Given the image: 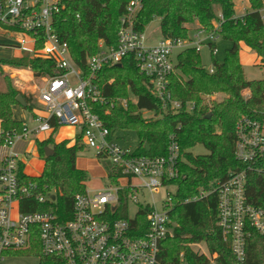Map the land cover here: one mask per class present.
I'll return each mask as SVG.
<instances>
[{"label": "built area", "instance_id": "obj_1", "mask_svg": "<svg viewBox=\"0 0 264 264\" xmlns=\"http://www.w3.org/2000/svg\"><path fill=\"white\" fill-rule=\"evenodd\" d=\"M69 1L73 0H0V30L12 35L15 47L29 59L54 64L52 75L38 77L37 101L43 114L37 112L35 126L0 131V260L7 252L34 260L30 264H40L42 258H52V264H159L162 243L174 236L175 224L169 213L176 191L172 182L184 178L182 153L173 137L161 156L136 155L135 150L119 146L116 132H111L94 110V105L105 102L98 75L104 66L132 56L136 69L148 80L150 94L164 107L170 104L178 109L181 105L171 99L168 88L176 65L172 56L187 48L199 52L203 45L214 44L220 23L214 22L211 31L198 29L187 39L162 38L148 44L144 32L134 29L142 0H129L119 20L116 44L107 46L99 40L96 54L87 57L81 67L73 61L54 22ZM207 72L212 74L213 67ZM59 127L75 128L80 145L95 151L98 161L109 166L104 187L74 195L66 221L48 211H29L35 202L42 205L52 200L38 193L33 181L23 178L28 176L25 153L12 150L20 141H32L25 152L34 150L39 156L38 136ZM234 155L246 165L264 156V118H242L237 123ZM245 183V172H235L216 182L213 189L217 226L238 262L244 261L250 229L264 237V211L249 203ZM163 189L165 198L158 212L153 198L147 197ZM207 195L200 190L197 197L183 202ZM179 264H187L182 255Z\"/></svg>", "mask_w": 264, "mask_h": 264}, {"label": "trees", "instance_id": "obj_2", "mask_svg": "<svg viewBox=\"0 0 264 264\" xmlns=\"http://www.w3.org/2000/svg\"><path fill=\"white\" fill-rule=\"evenodd\" d=\"M263 1L248 0L249 10L238 18L232 0H142L134 24L136 31L144 32L158 18L162 38L186 39L190 32L188 24L196 22L201 29L211 31L213 23L218 22L219 37L231 43L222 62L212 58V74L202 66L199 52L194 49L187 48L177 54L168 88L171 99L181 105L178 109L170 104L164 107L150 94L148 80L136 69L132 56L124 57L119 64L104 66L99 72L97 84L105 102L94 105V110L111 132L133 130L138 142L136 155H164L172 137L182 153L180 171L184 178L172 182L176 191L169 213L175 224L174 236L162 243L159 264H179L180 255L187 264H264V237L253 229L245 244L244 261L235 259L217 226V195L213 192L216 182L225 180L230 173L245 172L247 200L264 211V156L246 165L234 155L237 123L242 118H264V80H246L239 61L240 43L257 56L264 55ZM128 2L73 0L65 3L54 22L58 36L68 44L76 64L83 67L86 58L96 54L99 40L107 46L116 44L119 20ZM214 46L209 45L211 51ZM3 66L29 67L34 76L40 77L52 75L54 64L28 57L0 60V131H21L23 124L13 117L12 108L19 105L16 97L22 96L26 103L22 109L29 113L33 111L34 99L21 93L3 75ZM245 92L248 94L244 95ZM213 95L221 98L212 99ZM118 99H125L126 106L118 103ZM143 112L152 117L144 118ZM56 130L36 141L38 155L43 160L41 174L23 175V178L33 181L41 195L55 197L54 201L47 199L42 205L33 203L29 211H48L66 221L70 218L74 195L85 191L87 177L76 167V157L82 149L79 139L76 137L71 145L66 140L56 143L53 139ZM196 145H202L208 154L193 156L189 150ZM45 147L53 150L50 157L44 156ZM200 190L208 195L183 202L197 197ZM22 211L27 210L22 208ZM200 243L209 255H215L213 263L191 249L190 245ZM51 261L52 258H42L40 264H52Z\"/></svg>", "mask_w": 264, "mask_h": 264}, {"label": "rangeland", "instance_id": "obj_3", "mask_svg": "<svg viewBox=\"0 0 264 264\" xmlns=\"http://www.w3.org/2000/svg\"><path fill=\"white\" fill-rule=\"evenodd\" d=\"M235 6V12L238 15L244 13V8L246 7V0H232ZM263 15V11H262ZM264 20V19H263ZM159 19L155 18L149 23L145 30L144 36L146 39V43L155 44L160 39H162L160 30H159ZM187 27L190 29L189 36L190 38L196 30L201 29V27L196 23L188 24ZM187 39V38H186ZM15 39L10 37L9 35H4L2 32L0 33V60L11 61L16 58L14 55L16 54V48L12 47ZM214 53L211 54V49L208 45H203L199 50V57L202 66L206 69L212 67V58L217 62H222L224 58L225 50L230 48L231 43L224 40L222 37H218L214 42ZM29 46V45H28ZM27 46V47H28ZM23 54L24 51L20 50ZM179 52H174L172 56V62L176 64V56ZM239 61L242 65L245 79L248 81L252 80H264V59L262 56H257V54L245 46L243 43H240L239 50ZM3 75H7L9 79L13 81L14 86L21 92L27 95H31L34 99L33 109L39 110V103L37 101V86L40 84V78L33 75V72L29 69V67L25 68H14L10 66H3L2 69ZM2 88H4L2 86ZM248 93L245 92L244 95ZM212 99L219 100L221 95H213ZM204 99H208L205 98ZM210 99V98H209ZM118 103L122 106H126L125 99H118ZM125 102V104H124ZM15 117L25 123L28 127L32 126L31 113L21 109L19 106H15ZM144 118H151L152 114L143 112ZM116 143L130 151L136 150L138 147L137 137L133 130H117L115 133ZM71 141H74L76 138V129L71 127L70 133L68 135ZM80 144V143H79ZM189 152L193 156H200L208 154V151L202 145H196ZM25 158V173L29 176H39L42 172L43 161L37 156L34 150H31V153L23 152ZM76 167L86 173V181H85V190L87 191H95L101 187H104L107 184L106 176L107 171L109 170V166L107 164L100 163L96 158L95 151L91 149H82L78 152L76 157ZM149 200L153 198L155 202L156 209L158 212H161V203L165 198V191L160 190L153 197L148 196ZM191 249L198 254L204 253L206 257L210 259L213 263V258L215 255L211 256L206 250L204 244H192L190 245ZM11 253L4 252L2 257L3 260H0V264H30L34 260L32 259H24L19 256L10 255ZM203 255V254H202Z\"/></svg>", "mask_w": 264, "mask_h": 264}, {"label": "crops", "instance_id": "obj_4", "mask_svg": "<svg viewBox=\"0 0 264 264\" xmlns=\"http://www.w3.org/2000/svg\"><path fill=\"white\" fill-rule=\"evenodd\" d=\"M234 4V3H233ZM249 10V3H248V0H246V7L244 8V13L243 14H241V15H238V14H236V12H235V6H234V12H235V17H238V18H240V17H242V16H244V14L247 12ZM3 33L4 35H8V34H6V33H4L3 31H1L0 30V33ZM10 37H13L12 35H9ZM14 38V37H13ZM12 47H14V48H16L15 47V42L13 43V46ZM17 49V48H16ZM15 57L17 56V57H27V55H26V53L25 54H23L21 51H20V49H18L17 50V52H16V54L14 55ZM15 106H19L21 109H22V107L20 106V105H15ZM15 106H13V108H12V110H13V117H14V119L15 120H18L16 117H15V110H14V108H15ZM39 110V113L40 114H43L42 113V108H41V105L39 104V108H38ZM37 110H34L33 109V111H32V113H31V120H32V126L30 127V128H32V127H34L35 126V123H34V117L36 116V114H37V112H38ZM18 121H20V120H18ZM24 126H27L25 123H23L22 121H20ZM28 127V126H27ZM70 129H71V127H59L55 132H54V135H53V139H54V141L56 142V143H58V142H61V141H68L69 142V144L71 145V144H73L74 143V141H71L70 140V138H68V135H69V133H70ZM77 133V132H76ZM50 135V133H44V134H40L39 136H38V138H39V140H42V139H45V138H47L48 136ZM76 139V138H75ZM32 147V141L30 142V141H20V142H18L15 146H14V148L12 149L13 151H15L16 153H18V154H22L24 151H26L27 149H29V148H31ZM84 149H86V148H84ZM27 174V173H26ZM29 176V175H28ZM30 177H33V176H30Z\"/></svg>", "mask_w": 264, "mask_h": 264}, {"label": "water", "instance_id": "obj_5", "mask_svg": "<svg viewBox=\"0 0 264 264\" xmlns=\"http://www.w3.org/2000/svg\"><path fill=\"white\" fill-rule=\"evenodd\" d=\"M263 59H264V55H263ZM16 102L21 106V107H25L26 106V103L24 101V99L22 98L21 95H18L16 97ZM43 152H44V156L45 157H50L52 154H53V150L49 147H45L43 149ZM54 196H51V200L53 201L54 200Z\"/></svg>", "mask_w": 264, "mask_h": 264}]
</instances>
